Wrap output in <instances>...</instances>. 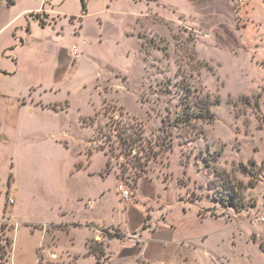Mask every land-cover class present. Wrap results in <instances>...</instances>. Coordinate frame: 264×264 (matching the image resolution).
<instances>
[{"label": "rangeland", "instance_id": "obj_1", "mask_svg": "<svg viewBox=\"0 0 264 264\" xmlns=\"http://www.w3.org/2000/svg\"><path fill=\"white\" fill-rule=\"evenodd\" d=\"M74 46L82 58L63 64ZM0 70V179L18 190L5 219L13 197L0 199L7 264H98L87 246L122 234L93 227L87 242L73 225L98 189L83 166L106 158L131 193L142 166L197 203L191 264H264V0H87L86 14L81 0H4ZM189 96L211 101L212 123L186 121Z\"/></svg>", "mask_w": 264, "mask_h": 264}, {"label": "crops", "instance_id": "obj_2", "mask_svg": "<svg viewBox=\"0 0 264 264\" xmlns=\"http://www.w3.org/2000/svg\"><path fill=\"white\" fill-rule=\"evenodd\" d=\"M60 58L63 64H70L74 60L70 49H63ZM0 72L1 75H9L3 70ZM24 102L25 99H22L18 105L24 107L27 105ZM92 164L93 161L83 166L87 171L86 179L98 187L86 198V208L90 211V217L85 223L77 222L73 226L87 230V242L92 237H97L93 227L122 234V237L101 239L106 242L108 260L106 263L98 262L95 257L97 263L144 264L145 261V264H191V254L197 248L192 228L195 223L200 222V214L197 203L182 197L183 188L180 184H173L174 179L167 180L163 174L146 175L139 179L131 198L125 199L119 190L117 175L113 172L105 173L107 158L100 169L90 168ZM11 175L13 176L10 173L9 177ZM9 177L7 183L0 179V199L3 193L7 195L10 192L15 204L18 190L13 185L9 186ZM109 182L112 183L110 186ZM12 208L13 206H10L8 210L11 211ZM95 210L100 211L99 216L94 215ZM84 255L90 256L88 249Z\"/></svg>", "mask_w": 264, "mask_h": 264}, {"label": "trees", "instance_id": "obj_3", "mask_svg": "<svg viewBox=\"0 0 264 264\" xmlns=\"http://www.w3.org/2000/svg\"><path fill=\"white\" fill-rule=\"evenodd\" d=\"M3 1L4 0H0V8H1ZM6 1H7L8 6H13L17 2V0H6ZM81 2H82V7H83V13L86 14V12H87V0H81ZM32 17L35 18L37 21H39V23L42 27L47 26L39 14L32 15ZM188 95H190V94H188ZM188 100L189 101H188L187 107L185 108L186 109V115L184 114V117H186L187 122H191L195 118H197V119L200 118L201 121L206 122V123H212L213 122L214 116L210 115V110H211V105H212L211 101L206 100L204 98L203 99L200 98V99L195 100L194 97H191V96H189ZM116 132L118 133V131H116ZM142 134H143L142 131H140L139 136H138L139 140L143 139ZM126 140H127V142L135 145L137 142V137H135V135H129L126 137V139L120 138V147L122 148V151H126V149L128 148V143H126ZM105 156L109 157L108 154H105ZM107 167H108V169L111 168V160L110 159H108V161H107ZM138 170H139V175L135 179V188H137V184H138L139 179L147 175V171H146L145 167L140 166V167H138ZM12 179H13V176L11 175L9 177V186L11 185ZM8 194H9V192H8ZM227 198L229 200V206L230 207H232L235 210L237 208H239L236 201H235L236 200L235 195L228 194ZM8 205H9V200L7 201L6 206H5L4 219L6 218V215L8 213V208H9ZM6 229H7V225L3 222L1 224L2 236L0 238V262H1V264H7L9 262L10 251H11L12 246H13V242H10L9 239L3 238V236H5V230ZM87 248H88V255L96 257L98 262H101V260L106 257V255H105L106 253H105V250L103 248L100 250H97V249L93 248L91 245H88ZM260 248L264 251L262 246H260Z\"/></svg>", "mask_w": 264, "mask_h": 264}, {"label": "built area", "instance_id": "obj_4", "mask_svg": "<svg viewBox=\"0 0 264 264\" xmlns=\"http://www.w3.org/2000/svg\"><path fill=\"white\" fill-rule=\"evenodd\" d=\"M246 1L247 0H237V2L240 3V4H244ZM71 52H72L73 58L79 59L81 57V53L79 52L78 46H74L73 49L71 50ZM119 190L122 192L123 197L125 199H130L131 198L132 193L130 191L124 189L123 185L119 186ZM9 203H14V199L12 198L9 201ZM51 258L53 260H57L58 259V255L53 253V254H51Z\"/></svg>", "mask_w": 264, "mask_h": 264}]
</instances>
